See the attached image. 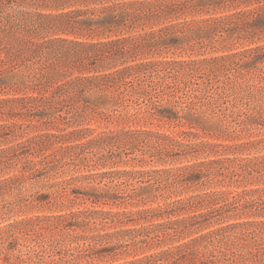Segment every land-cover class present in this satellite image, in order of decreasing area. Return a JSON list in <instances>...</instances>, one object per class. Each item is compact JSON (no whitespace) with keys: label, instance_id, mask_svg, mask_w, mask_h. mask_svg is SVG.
I'll return each mask as SVG.
<instances>
[{"label":"rangeland","instance_id":"obj_1","mask_svg":"<svg viewBox=\"0 0 264 264\" xmlns=\"http://www.w3.org/2000/svg\"><path fill=\"white\" fill-rule=\"evenodd\" d=\"M133 1L152 0H117ZM263 3L193 0L177 18L100 37L137 40L82 74L141 65L109 88L63 87L80 74L51 81L49 60L0 65V98L40 99L0 105L9 126L0 150L18 145L0 164V181L16 179L0 190V227L28 222L11 253L37 254L40 264H127L194 243L160 264H264V49L253 50L264 47V17L228 18ZM203 20L211 26L199 33L164 30ZM212 232L211 243L201 240Z\"/></svg>","mask_w":264,"mask_h":264},{"label":"trees","instance_id":"obj_2","mask_svg":"<svg viewBox=\"0 0 264 264\" xmlns=\"http://www.w3.org/2000/svg\"><path fill=\"white\" fill-rule=\"evenodd\" d=\"M194 1L198 3V6H203L209 0ZM143 3L140 1L125 3L117 2V0H0V12L3 10L4 14L0 18V45H2L3 40L12 41V45L9 48L0 47V65H5L10 60L15 62L17 59H20L21 64L26 62L30 64L33 61L42 59L46 62L49 60L53 70L46 77L51 81H56L58 78H64L68 75L71 76L75 71L80 74L70 80H66L61 84L63 87L79 86L80 92H86L90 87L109 88L112 83L119 81L125 74L131 73L133 69L139 68L141 65H130L115 72L91 76L82 74L95 72L98 68L104 67L103 63L112 59L126 46H130L132 43L136 44L137 40L132 37L101 40L100 37L106 39L110 33H114L117 36L116 33L121 31L120 27L131 28L134 24L146 18L149 19L156 16H164L165 18H174L175 16L177 18L184 14L183 11L185 9L192 7L190 5L193 0H162L161 2L152 0L145 5ZM12 4H16L18 8L22 7L20 9L17 8V10H6ZM23 7L28 10L23 9ZM38 9H43L46 12H38ZM4 10H6V13H4ZM129 10L132 12H128ZM243 13L240 15L233 14L228 18L244 17L256 21L264 17V3L247 14ZM206 22L208 21L203 20L196 27L186 25L185 23L188 22H178L166 26L164 30L172 34L181 33L182 31L199 33L211 26L210 23L206 25ZM218 22H221V20H214L213 25ZM44 32L72 34L75 35V38L55 37L44 39L41 36ZM31 36L43 40L34 41ZM95 37H98L99 40H94ZM262 49L264 47H257L253 50L259 51ZM253 50L250 52H253ZM64 68H66L65 72H63ZM44 69L41 70L44 71ZM0 72L3 74L2 68H0ZM43 75L44 73L42 77ZM29 99H32V101H27ZM38 100L40 99L35 97L0 98V105L10 104V102L24 103L25 105L26 101L29 103L37 102ZM7 128H9L7 124H0V130L3 133ZM19 145L24 146L23 143H19ZM17 146L0 150V158L2 157V160H5V162H2L0 159V164L8 163L13 156H16L17 151L15 148ZM13 180L16 179H11V177L2 179L0 181V190L9 187ZM0 208L3 207L1 206ZM27 224L28 222L20 220L0 227V264L41 263L37 254L32 255L30 252L22 253L21 255L11 253L16 250L14 248L15 245H20L16 238L17 236H15V231H23ZM212 237L213 232L201 237V240L211 243ZM193 244H183L173 250H168L158 255H149L144 257L146 258L145 260L142 258L127 264H160L161 261L168 260V258H172L174 262H177L181 257L176 258V256L185 254L193 248Z\"/></svg>","mask_w":264,"mask_h":264}]
</instances>
